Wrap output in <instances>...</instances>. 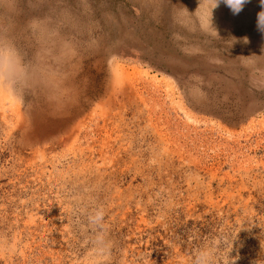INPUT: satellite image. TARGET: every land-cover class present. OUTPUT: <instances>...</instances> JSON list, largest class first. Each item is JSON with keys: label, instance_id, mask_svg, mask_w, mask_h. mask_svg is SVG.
Instances as JSON below:
<instances>
[{"label": "rangeland", "instance_id": "rangeland-1", "mask_svg": "<svg viewBox=\"0 0 264 264\" xmlns=\"http://www.w3.org/2000/svg\"><path fill=\"white\" fill-rule=\"evenodd\" d=\"M0 0V264H264V3ZM261 14V15H260Z\"/></svg>", "mask_w": 264, "mask_h": 264}, {"label": "clouds", "instance_id": "clouds-1", "mask_svg": "<svg viewBox=\"0 0 264 264\" xmlns=\"http://www.w3.org/2000/svg\"><path fill=\"white\" fill-rule=\"evenodd\" d=\"M221 2L217 0L216 6ZM222 2L238 15L243 11L249 0H222ZM264 3V0H261ZM261 15V14H260ZM259 23L261 24L260 16ZM22 57L13 45L0 46V83L7 84L16 80L23 71ZM87 222L97 230L93 251L88 256V264H106L103 260L110 251V240L105 234L106 211L101 206H96L87 212ZM193 264H217V254L208 248H201L194 256Z\"/></svg>", "mask_w": 264, "mask_h": 264}, {"label": "bare ground", "instance_id": "bare-ground-1", "mask_svg": "<svg viewBox=\"0 0 264 264\" xmlns=\"http://www.w3.org/2000/svg\"><path fill=\"white\" fill-rule=\"evenodd\" d=\"M239 14H241V13H239Z\"/></svg>", "mask_w": 264, "mask_h": 264}]
</instances>
